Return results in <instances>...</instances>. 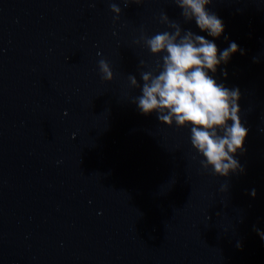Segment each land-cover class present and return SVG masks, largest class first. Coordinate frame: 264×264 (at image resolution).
I'll use <instances>...</instances> for the list:
<instances>
[{"label": "water", "instance_id": "obj_1", "mask_svg": "<svg viewBox=\"0 0 264 264\" xmlns=\"http://www.w3.org/2000/svg\"><path fill=\"white\" fill-rule=\"evenodd\" d=\"M208 10L219 39L174 0H0V264H264V0ZM164 12L242 50L209 74L240 90L243 174L206 171L189 129L134 103Z\"/></svg>", "mask_w": 264, "mask_h": 264}, {"label": "clouds", "instance_id": "obj_2", "mask_svg": "<svg viewBox=\"0 0 264 264\" xmlns=\"http://www.w3.org/2000/svg\"><path fill=\"white\" fill-rule=\"evenodd\" d=\"M128 2L125 0V6ZM142 2L131 0L136 4ZM174 2L185 22L194 21L201 31L215 39L224 34L223 21L208 10L212 0ZM110 7L119 18L121 8L116 4ZM161 20L171 31L151 36L142 34L136 41L158 59L155 69L140 73L143 83L130 75L131 87L140 92L134 103L144 115L155 113L161 124L189 129L190 143L203 158L200 164L206 171L212 169L215 175L225 178L230 174H243L245 169L234 158L245 150L248 137V129L240 118V90L225 87L209 74L215 73L221 64H228L234 54H243L242 50L235 42L218 49L213 40L183 29L166 12L161 13ZM99 68L103 80L109 83L114 80L106 60L99 61ZM224 75L227 76L226 70ZM252 195H256L254 190ZM256 231L264 239V233Z\"/></svg>", "mask_w": 264, "mask_h": 264}]
</instances>
